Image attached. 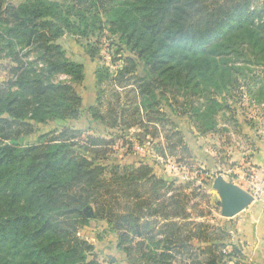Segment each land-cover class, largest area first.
I'll list each match as a JSON object with an SVG mask.
<instances>
[{
    "label": "trees",
    "instance_id": "trees-1",
    "mask_svg": "<svg viewBox=\"0 0 264 264\" xmlns=\"http://www.w3.org/2000/svg\"><path fill=\"white\" fill-rule=\"evenodd\" d=\"M251 4L0 0V69L7 77L0 83V264H95L87 262L93 246L78 237L88 221L75 209L81 202L92 205L94 218L118 233L117 248L128 264H178L182 254L193 264L241 258V246L226 243V227L211 230L177 210L184 207L178 197L185 203L187 195L174 187L175 179L156 178L146 160L103 166V150L114 140L67 126L80 119L82 98L71 85L52 78L66 75L81 82L85 77L80 64L65 59L59 39L118 34L111 46L116 55L123 54L117 58L122 65L114 73L95 72L96 87L110 88L99 90L95 106L85 110L103 134L133 127L125 117L138 109L132 111L127 101L121 106L119 90L143 98L144 104L164 99L171 112L188 115L200 132L216 131L217 115L226 109L213 95L245 90L255 91L256 101L264 97V15L250 10ZM167 91L171 100L165 99ZM148 108L156 110L153 122L163 118L158 104ZM48 122L64 125L25 143L35 125ZM146 135L136 134L140 142ZM153 150L162 153L157 146ZM203 217L200 212L195 218Z\"/></svg>",
    "mask_w": 264,
    "mask_h": 264
},
{
    "label": "rangeland",
    "instance_id": "rangeland-1",
    "mask_svg": "<svg viewBox=\"0 0 264 264\" xmlns=\"http://www.w3.org/2000/svg\"><path fill=\"white\" fill-rule=\"evenodd\" d=\"M250 10H255L256 13L261 11L264 15V0H252ZM118 37V34L111 35L110 32L104 31L102 35L97 34L88 40L74 36H64L57 41V44L64 51L65 59L80 64L83 67L82 73H85L84 80L81 82L73 81L66 75H57L52 78L54 83L71 85L82 98L80 119L76 123H67V126L82 131L89 136L114 140L112 146L109 145L103 150V156L105 157L100 160L103 166L120 165L121 161L130 162L131 158L146 160L150 163V168L156 178L165 176V178L175 179L174 187H179L181 194L187 195L185 203L182 202V196L178 197L177 204L184 205V207L177 209L180 213L191 214L193 221L206 223L211 227V230L224 227L227 221L226 218L220 216V201L217 193L212 188V183L219 175L226 177L227 179L224 178L225 181L231 182L233 169L239 168V164L253 154L256 143L264 137V97L256 101V92L249 94L245 93V90L242 94L232 92L233 97L225 91L220 96L213 95L222 103L226 111L217 115L216 131L202 133L192 124L188 115L183 117L171 112L165 106L164 99H160L158 103L151 99V101H145L144 104L143 98H137L134 94L127 97L128 90H119L121 93V106L127 101L133 104L132 111L138 109L135 115L130 113L125 117L126 122L133 127L127 129L128 131L107 130L103 134L100 131V125L93 121L85 110L90 106H95L99 90L108 91L110 88V85H103L100 89L96 87L95 72L99 69L108 68L110 73H114L122 65V60L117 58L123 56V54L116 55L114 48L111 46L113 42L118 40ZM249 70L245 75L250 79L254 68L250 67ZM263 77L261 78L263 79ZM6 78V73L0 69V83ZM247 81L249 80L246 79ZM262 82V88L264 89V81ZM170 95L167 91L165 99L171 100ZM208 96L211 97L209 93ZM262 96H264V92ZM177 99L179 103L184 100L180 96ZM195 100L196 98L193 99V102ZM170 102L174 110L178 111L176 109L178 104L174 101L168 103L170 104ZM154 103L158 104L157 111L163 115V118L159 117L156 122H153L156 120L154 116L156 110L148 108ZM144 106L147 108L146 110ZM142 124L145 125L140 127ZM63 125L61 122L35 125L34 132L25 136L24 141L31 144L39 136ZM144 131L147 132V135L140 142L136 134L142 135ZM174 132L177 133L175 137L173 136ZM179 140H181L180 143H178ZM134 146L143 148V152H133L132 147ZM154 146L159 147V150L162 151L161 155L155 153ZM172 146L174 147L171 150L170 147ZM80 204L75 209L82 210L88 221L85 226L80 228L78 237L81 240L88 241L93 246L91 253H88L87 262L128 264L126 254L117 248L118 233L112 232L105 221L94 218L92 205L80 207ZM119 211L123 212L124 210L121 208ZM200 212H203L205 217L196 219V215ZM215 215L220 218H215ZM190 226V228H193V224ZM190 228H186V230H190ZM228 235L231 237L230 234ZM194 241L193 245L196 246L198 243L196 240ZM223 252L228 254L230 249L226 248ZM133 256L135 257L137 254H133ZM192 261L191 256L189 258L187 255L182 254L178 264H193ZM243 262V259L233 257L226 264H242Z\"/></svg>",
    "mask_w": 264,
    "mask_h": 264
},
{
    "label": "crops",
    "instance_id": "crops-1",
    "mask_svg": "<svg viewBox=\"0 0 264 264\" xmlns=\"http://www.w3.org/2000/svg\"><path fill=\"white\" fill-rule=\"evenodd\" d=\"M138 161L139 159L137 160L136 158H131L130 162H126L124 160L121 161L120 164H137ZM232 173L233 175L230 179L231 183L246 192L249 191L251 186L249 179V177L251 178V174L255 177L264 176V137L260 138L256 143V149L253 154L243 163L239 164V168L233 169ZM216 217L218 219L220 218L215 215V218ZM226 221L227 222L224 224V227L228 229V234L231 235V237L228 236L226 243L233 244L235 242L234 244L241 246L240 259L250 261V264H264L263 204L253 201L247 209L232 218H226ZM230 225L231 227L229 228ZM194 242L195 241L191 244L193 245ZM193 247H198V244L196 246L193 245Z\"/></svg>",
    "mask_w": 264,
    "mask_h": 264
},
{
    "label": "water",
    "instance_id": "water-1",
    "mask_svg": "<svg viewBox=\"0 0 264 264\" xmlns=\"http://www.w3.org/2000/svg\"><path fill=\"white\" fill-rule=\"evenodd\" d=\"M212 188L219 197L220 215L223 218L228 219L236 216L247 209L253 202L248 192L231 182L225 181L220 175L214 179ZM84 206L85 203L80 204V207Z\"/></svg>",
    "mask_w": 264,
    "mask_h": 264
},
{
    "label": "built area",
    "instance_id": "built-area-1",
    "mask_svg": "<svg viewBox=\"0 0 264 264\" xmlns=\"http://www.w3.org/2000/svg\"><path fill=\"white\" fill-rule=\"evenodd\" d=\"M133 152L142 153L143 148L139 146L132 147ZM250 179V189L248 193L251 195L254 202H260L264 206V176L262 177H255L253 174H251ZM250 261L244 260L242 264H250Z\"/></svg>",
    "mask_w": 264,
    "mask_h": 264
}]
</instances>
